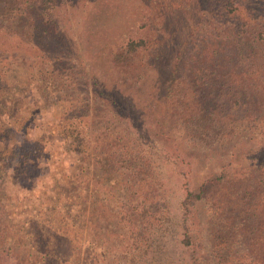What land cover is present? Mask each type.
Segmentation results:
<instances>
[{
  "label": "rangeland",
  "instance_id": "obj_1",
  "mask_svg": "<svg viewBox=\"0 0 264 264\" xmlns=\"http://www.w3.org/2000/svg\"><path fill=\"white\" fill-rule=\"evenodd\" d=\"M134 1L51 0V18L46 25L50 23L51 33L63 46L53 57L33 56L23 50L19 54L22 59L13 61L19 75L0 89V145L22 144V139H26L31 146L20 156L26 161L22 162L25 163L23 169L14 173L13 165L7 163L0 172V219L8 231L23 236L25 249H41L47 257H75L85 264H159L165 260V253L170 252L176 259L190 253L195 264H211L214 259L208 237L209 195L191 200L195 213L187 222L194 233L192 249L179 241L178 200L187 181L195 189L204 175L216 174L222 167L228 166L231 173L264 160V88L256 91L258 99L256 95L238 96L230 102L225 94L211 100L207 95L211 106L227 104L221 112V130L208 129L205 138L209 141H192L183 137L179 115L176 118L174 113L161 108V73L172 72L170 85L177 81L183 86L188 63L178 59L179 65L173 73L170 65L175 52L181 45H184L182 55L190 46L204 45L203 57L208 58L212 49L214 61L223 65L221 69L228 73L233 71L235 75L241 73L237 83L234 75H230V82L238 85L244 78L243 67L250 70L256 65V71L263 72L264 38L260 42L250 37L241 41L218 36L221 40L215 44L218 37L201 40L203 32L199 33L196 25L187 23L196 15L178 8L160 23L162 27L158 32L162 39L155 48L145 47L132 54L113 56L111 61L119 60V65L109 69L107 52L112 45L121 42L114 38L131 19ZM14 14L9 12L11 16ZM153 16L156 20L151 26L158 24V15ZM13 19L15 22L17 17ZM204 32L207 33V29ZM17 38L14 35L13 41ZM23 39L29 41L27 35ZM3 41L0 47L6 44V38ZM46 50L50 49L46 47ZM124 73L129 80L115 78ZM90 74L96 78L105 75V85L113 86L115 81L116 88L129 90L131 100L125 102L136 112L135 119L129 118L132 125L122 126V114L117 117L114 106L105 104L94 94ZM243 98L246 100L241 102ZM71 104L78 105L76 113L72 112ZM142 114L154 115L161 121V117L166 119L175 127L173 137L164 133L155 135L152 129L159 130V125L155 123L152 129L146 127L139 118ZM105 123L112 129L113 124L121 126L120 130L130 138L128 141L142 149L153 166L160 198L165 201L162 217L165 215L166 219L158 226L137 228L135 222L115 220L109 214L116 206L113 205L115 193L109 185V168L104 159L95 157L92 149L93 135ZM227 127L229 133H225ZM68 130H77L76 136L70 135ZM171 141L178 143L179 153L175 152ZM14 164L20 166V162ZM80 166L83 172L80 178L86 180L85 216L83 221L78 218L75 224L74 215H67L73 212L65 209L63 203L65 198L70 199L65 194L72 184L71 176ZM114 191L117 193V189ZM60 206L63 208L58 210ZM49 207L52 210L47 209ZM124 212L119 210L117 215ZM49 217L51 222L47 221Z\"/></svg>",
  "mask_w": 264,
  "mask_h": 264
},
{
  "label": "trees",
  "instance_id": "obj_2",
  "mask_svg": "<svg viewBox=\"0 0 264 264\" xmlns=\"http://www.w3.org/2000/svg\"><path fill=\"white\" fill-rule=\"evenodd\" d=\"M50 6L51 0H15L13 3L9 0H0V38H2L0 42H4L3 38L7 40L6 44L0 47V89L4 87L5 82L12 81L19 75L13 61L22 59L19 54L23 50L33 56L53 57L63 46L51 33L50 23L46 25L51 18ZM178 8L187 9L196 15V17H190L187 23L196 25L199 33L203 32L201 40L210 41L218 36H230L239 38L241 41L250 37L252 41L261 42L264 38V0H156L154 3L152 0H135L131 19L124 25L123 30H118L119 34L114 38L121 42L112 45L111 51L107 52L109 53L107 54L108 68L119 65V60H111L113 56H118L120 53L132 54L145 47L146 49L155 48L157 42L162 39L158 32L162 27L160 23L165 16L171 15ZM9 12L18 13L13 15L17 17L15 22ZM155 14L158 15L156 22L159 26L153 28L158 25L151 26L156 20L153 16ZM206 29L207 33L204 32ZM11 33L18 37L15 41ZM25 35L28 36L29 41L23 39ZM220 40L221 37H218L213 44ZM41 43L50 50L47 51L44 45H39ZM198 43L201 42L198 41ZM203 46L200 48L190 46L189 51L182 55L184 45H181L175 52L172 64L170 63L173 73L174 68L179 65L178 59L185 64L188 63L186 77L182 80L183 86L177 81L170 85L172 72L161 73L162 88L159 91V95L163 96L161 108L165 112L174 113L176 118L179 115V126L184 134L183 137L192 141H209L205 138V134L209 132L208 129L221 130V112L227 108V104L211 106L206 100L207 95L211 100L225 94L230 102L235 101L238 96L250 98L256 95L258 99L259 95L256 91L264 88V67L262 73L256 71V65H253L250 70L243 67L244 78L240 79L238 86L230 82V75H234L237 83V77L241 73L235 75L233 71L228 73L221 69L223 65H218L214 61L215 53L212 49L208 58L203 57V54H206ZM251 52L252 50L250 54L253 55ZM125 74L115 78L127 79ZM219 76L223 79L221 80ZM89 77L94 94L97 97L100 96L105 104L114 106L113 110L117 112V117L120 118L122 114L120 118L122 126L132 125L133 121L129 118L135 119L136 112L125 102V100H131L129 90H124V87L116 88L115 81L113 86L105 85L103 83L105 75L96 78L95 75L90 74ZM262 90L264 92V89ZM243 100L246 99H241V102ZM70 108L74 113L79 109L76 104H71ZM139 118L146 127L151 129L155 123L159 125V130L152 129L155 135L164 133L170 138L173 137L175 127H171L163 117H161L162 121L154 115L147 117L142 114ZM112 126L115 128H110L106 123L101 126L93 135L95 139L92 146L95 157L98 160L104 159L109 168L107 169L109 185L113 187L112 193H115L113 205H116L115 210L112 209L109 214L115 220L121 218L123 221L135 222L137 228L158 226L163 219H166L165 215L162 217L165 201L160 198L158 179H155L153 166L144 156L143 150L137 146L134 147L128 141L130 138L120 130L121 126H115V124ZM229 131L230 128L227 127L225 133ZM68 133L76 136L77 130H68ZM171 142V146L176 147L175 152L179 153L178 143ZM27 143L26 139H22V144L0 145V172L5 170L4 166L7 163L13 165L14 173L23 169L26 161L20 156L28 152L31 144ZM24 161L25 163L22 164ZM17 162H20L21 167L14 164ZM81 169L80 166L75 174H71L72 184L65 194V196L69 195L70 199L65 198L63 203L65 209L73 212L66 214L74 215L75 224L78 223V218L83 221L85 216L83 209L86 204V180L83 177L80 178L83 176ZM228 171H230L229 167L225 166L216 174L204 175L195 189L189 185L188 181L184 183L182 195L178 200L179 241L185 246H190V249L195 247L194 233L187 222V218L195 213L191 200L209 195L208 203H206L209 207V248L214 259L211 264H264V160L244 165L231 173ZM184 175L187 178L186 173ZM62 208L63 206H60L58 210ZM47 209L52 210V207ZM119 210L125 212L117 215ZM47 221L51 222V217ZM20 235L15 231H8L6 224L0 219V264H85L75 257L70 259L64 256H61L62 259L51 255L47 257V253L40 251L41 249H25L24 238L22 235L19 237ZM34 246L38 247L36 244ZM159 264H195V261L190 253L186 257L176 259L170 252H166L165 260Z\"/></svg>",
  "mask_w": 264,
  "mask_h": 264
}]
</instances>
